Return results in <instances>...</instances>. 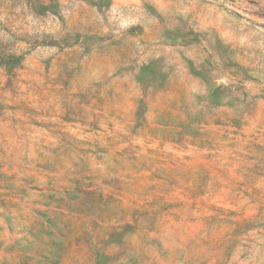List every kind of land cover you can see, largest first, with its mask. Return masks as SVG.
<instances>
[{
    "label": "clouds",
    "instance_id": "9594fccd",
    "mask_svg": "<svg viewBox=\"0 0 264 264\" xmlns=\"http://www.w3.org/2000/svg\"><path fill=\"white\" fill-rule=\"evenodd\" d=\"M0 264H264V0H0Z\"/></svg>",
    "mask_w": 264,
    "mask_h": 264
}]
</instances>
